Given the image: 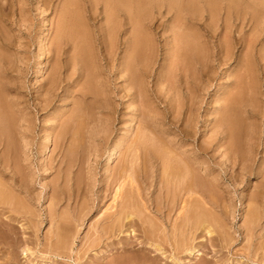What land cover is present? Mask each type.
Listing matches in <instances>:
<instances>
[{
	"label": "rangeland",
	"instance_id": "rangeland-1",
	"mask_svg": "<svg viewBox=\"0 0 264 264\" xmlns=\"http://www.w3.org/2000/svg\"><path fill=\"white\" fill-rule=\"evenodd\" d=\"M6 1L7 0H3V1L0 0L1 5H2L1 7H3V5L5 4L4 5L5 8H1V10H2L1 12L3 13V11L6 10L4 12L5 15H2V14L0 15L2 18H4V19H2L3 20L2 22L0 19V23L2 24L1 28H3L1 30H3V32L5 34L3 32H0V33H1L3 38L8 37L9 40L12 39L11 43H12L13 47H11V49H9V48L5 49L8 52H5L6 57H4L7 60H5V62H1L2 63V73H1L0 84L2 86L0 85V89L2 90L1 91L2 94H3V92H4V94L8 93V94H5L6 97L11 92V94L7 97L8 100H11L12 98L13 99L19 98L22 101L21 107L25 101H27L28 103L25 102L26 104L24 103L23 106L25 107L27 104L29 106L27 105L25 107V111H24V113H26V116L28 118V123L26 125H24V126H26L24 128H28V131H27L28 135L26 136L25 140H20V141L17 140L16 137H12L11 144H10L11 149L13 148V149H15V151L19 149L20 151H22V153L18 154V156L15 158H11V159L7 158L5 161L8 162V160H9V164H10L11 168L7 169L8 167H6L5 169H7L6 170L7 174H12V172H13L12 170H14L15 172L18 171V172H16V173H18V175L22 174V176H23V174H24V178L29 180L28 183H31L28 185L29 186L33 185V187H30L31 192H32V195L37 199L32 200V202L25 199V196H26V195H24L25 193L22 191L20 192V190H18V189L15 192V194L18 195L17 197L19 199V202L23 199L20 202L22 205L23 204L27 205L30 208L31 212L32 211H33V213L35 212L34 215L37 216L38 219L34 216L32 218V220H30V221L32 222L33 226H35V227L37 226L38 231H36V233L33 234L34 231L28 230L29 233L27 232V235L28 236L30 235L33 239L36 238L35 240H37V244L41 243L40 245L33 244V243L30 245L33 248L32 249L33 253L27 258L22 254V249H20V251H19L20 263L19 264H76L73 260H71V259L69 260L68 257L53 259V256L55 254H51L49 252L52 249L49 251L46 250L45 244H48L50 242L49 238L55 233V231H56L55 227L57 226V223H61L62 228H64L65 230L69 229L68 227L72 228V231L74 230L73 235H72L73 237H71L72 242H73V243L71 242L72 243V248H71L72 251L71 252H76V255L74 254L75 257L76 256H78L80 258L82 257L81 258L82 260H79L80 261L79 264H89V263L90 264H98L99 263L100 259L98 258L99 257L98 253H97V255H92V253H90V252L87 254V251H88L87 248L89 247V245L84 246L85 238L90 236V234H92V236H94V237L98 235L96 233L97 229H98L97 226L99 227V225L104 222L103 220L105 219V217H107L110 213H113L117 209V206H116L117 203H118V205H120L122 199H124L125 197H128V194L130 195V193H135L137 191V189H136L137 187L141 188L142 190H143V188H146L144 185L145 183L143 182L144 178H142L144 176V172L142 171L143 170V166H142L143 163L142 162L145 161V159H144L145 156L146 157L148 156L146 154L147 148H145V146H146L147 142H150L151 144H154V142L155 143L159 142L158 136H159V134L162 136V134H161L162 129L168 128L169 125H167V123H166V125H167L166 126L164 124L165 121H164V123H162V119H164L163 118V113H165L164 110L168 109L167 111H169L170 107H172L171 113L173 114L172 116H170V118L172 117L171 119L175 120L176 117L178 116L177 126L184 125V127H186L187 125L192 123V125H193L192 127L194 128L193 130L197 129L198 135L193 133V136H191L192 138H191L190 148H192L194 141L196 144H198L197 142L206 143V142L210 141V138L214 135V133H213L214 132V126H215L214 125L215 124L214 119L220 115V112L219 111L217 112L218 105L228 104V101L225 98V96L227 95L226 93H229V91L231 93L234 92L235 93V94L233 93L234 96L238 93L236 95V97H238V98L241 95L242 96L244 95L243 99H241V100L238 99L240 101V104L236 103L235 107L233 109L234 115L237 119H239L238 121L240 122V126H241V134H240L241 137H239V139L242 142L241 145L243 146V149L247 151L250 149V146H249L250 144L248 145L249 147L246 148L247 146H245V144H244L245 143L244 138L248 142L249 136L253 133L252 138H254V139H252V140H254L253 145H255V147L253 148V150H255V152L253 153V157L256 160L255 164H254V166L256 165L254 172L259 173L260 169L264 168V37H263L264 36V9H263L264 8V2H263V0H243V1L242 0H238V1L237 0L236 1L235 0H221V1L217 0L216 3H215L216 0H213V2H212V0L211 1L206 0L207 2H204V0H200L201 1L200 3L197 0H171L172 5L174 3L172 9L170 8V7H172V5H170V7L168 6L169 5L168 3H170L169 2L170 0L169 1L162 0V2L164 4L161 2V0H159V1L158 0H154V1L153 0H151V1L140 0L141 4H138L139 0L138 1L137 0H124V1H122V4H120L121 3L120 0H113V1H117L118 4H116L115 2H113L111 0H70V1H68V0H9V1H11L10 2L11 4L8 3V1L7 2ZM142 1L145 4H143ZM186 1L188 4L185 5L184 2H186ZM188 1L192 2V4L189 3ZM194 1L197 3V5L194 4L195 3ZM260 1L262 2V4H260L261 3ZM240 2H241V4H240ZM2 3H4V4H2ZM7 3L9 5H7ZM146 3H149V4L147 5ZM176 3H179L180 5H185V6L182 8L180 5L178 6ZM235 3H236V5H235ZM12 4H14V5H12ZM137 4L140 5V7H138ZM221 4H222V6H221ZM242 4H244V5L242 6ZM76 5H77V7H76ZM143 5H145L147 7L146 8L142 7V9H140L141 6H143ZM150 5H152V6H150ZM188 5H190L189 9H188ZM111 6H115L116 8H112ZM122 6H125V7H122ZM128 6H130L131 8H129ZM174 6H177L180 8L178 9ZM132 7H134V8H132ZM150 7L152 8L151 10H149ZM235 7H237V10ZM110 8H111V11H110ZM126 8H128V9H126ZM143 8H145V10H143ZM216 8H218V9H216ZM227 8H229V9H227ZM239 8H241V9H239ZM114 9L117 10L120 15H118V13L116 11H114ZM129 9L130 10L132 9V10L130 11ZM177 9H178V11H176ZM191 9H192V11H191ZM213 9H215V10L213 11ZM220 9H221V11H220ZM200 10H201V12H200ZM136 11H137V13H136ZM181 11L183 12V14H181L182 13ZM126 12L130 13V14H127ZM179 12H181V13H179ZM192 12H194V13H192ZM113 13H115V14H113ZM231 13H232V15H231ZM134 14H135L134 17H136V19L134 18L133 19L134 21H133L131 18H133ZM143 14H145V15H143ZM240 14H241V17H240ZM63 16H65V17H63ZM72 16H73V18H72ZM176 16H178V17H176ZM237 17H238V19H237ZM119 18H120V20H118ZM143 18H144V20H142ZM127 19L129 22L127 21ZM145 19H147V20H145ZM194 19H196L195 22H194ZM250 19L252 22H249ZM135 20H137L138 22ZM5 21H7V22H5ZM117 21H119V23ZM149 21H150V23H149ZM75 22H76V24H75ZM134 22H135V25L132 24ZM191 22L192 23L194 22V24H192ZM3 23L5 26H6V24L9 26H6V28H4L5 26L3 25ZM66 23H67V25H66ZM122 23H124V24L120 27V25ZM129 23H131V24H129ZM141 23H142V26H143V24L148 23L146 25V27L144 25L143 31H140L141 27H142ZM195 23L197 26H195ZM227 23H229L228 26H227ZM62 24L63 25L65 24L64 26H67L66 27V28H68L67 30L72 29V32L76 31L77 35L74 33H73L74 35L73 34L70 35V36H74L75 39L69 38L70 41L67 44L65 42H63L62 44L59 45L57 42L59 40L57 39L56 44L52 45L51 42L53 39H56V37L58 35L57 32L59 33V30H60V27L62 26ZM84 24H85V26H84ZM112 24H113V26H112ZM191 24H192V26H191ZM81 25H83V26H81ZM115 25H117V26L115 27ZM202 25H203V27H202ZM133 26H135L136 29H138V28H140V29L135 31V28H133ZM137 26H138V28H137ZM193 26H195V27H193ZM73 28H74V30H73ZM111 28H112V30H111ZM114 28L115 29L117 28L115 33L113 32ZM144 28H146V29H144ZM85 29H87V30H85ZM150 29H152L151 30L152 32L150 31ZM190 29L195 30V31L192 30V32H194V33H192ZM4 30H6V31H4ZM44 31H46V32L44 33ZM78 31L80 32V35H79ZM84 31H85V33H83V36H81L82 35L81 32H84ZM110 31H111V34H109ZM138 31L140 33H138ZM144 31L145 32L148 31L149 33L151 32L153 35L151 33H150V35H149V33H147L148 34L147 35ZM117 32H118V34H116ZM142 32H144L145 34L144 33L142 34ZM196 32H197V35L195 34ZM106 33H107V35H106ZM113 33L115 34V36L112 35ZM130 33L134 37H135V35H136V37H139L142 35V38H146L145 40L147 41V43H150L148 46L150 48H152V50L149 49V47H147L148 51L146 53H144V56H145V58H147V60L144 58L143 55H141V57L143 59H145L147 61V63L145 62V60H143L141 57H139L141 59H139L140 61L137 59L138 63L136 64L134 59L132 58L133 55L129 54V52H128L129 48H131V46H133V44H130V43H132V40H133V37L130 38L131 37ZM184 33H185V35H184ZM187 33L189 35H187ZM45 34H47V35H45ZM193 34H195L196 36L195 35L193 36ZM75 35L77 38H79V41L75 37ZM119 35H120V38H119ZM198 35H199V37H201L202 41L198 40L199 39V37H197ZM231 35H232V37H231ZM46 36H48V38ZM128 36H129V38H127ZM149 36H151V38ZM85 37L88 38V40ZM147 37H148V39H147ZM185 37H186V39H185ZM194 37L196 39H194ZM208 37L210 38L209 43H208V39H209ZM45 38H47V40ZM80 38H82V39H80ZM89 38H92V39H89ZM227 38L231 42L236 41L234 43V54L232 55V57L234 56L235 59L232 60V58H231V60H228L226 58V60L228 61L227 64H222V63L219 64V62L216 61L214 63L215 67L210 69L208 75L203 76V77H205V79L201 78V77H200L201 81H200V79H198L196 87L194 84V85H192L193 86L192 89L189 90V88L186 87L187 85L184 81L185 80L184 77H182L181 75H179V77H177V76H175L176 74L173 76L172 72L170 71L172 69V64H170V63L174 62L173 56H171V55L174 54V52L178 48L177 43H180L181 40L184 39V40H186V42L188 40L191 41L192 39H193L192 40L193 42L195 40H197V43H196V41H195V43L197 45H200L202 48H204V52L206 54L210 55L211 53H213L215 51V46H217V44H219L220 42L221 43L224 42V46H226L225 42H226ZM232 38H233V40H232ZM239 38L240 39L242 38L241 42L239 41L240 40ZM49 39H50V41H49ZM83 39H86L85 42ZM117 39H120V40H117ZM149 39H151V40H149ZM176 39L178 41L180 39L181 40L179 42H177ZM89 40H92V41L89 42ZM110 40L112 41L111 44H110ZM115 40H116V43H115ZM148 40H149V42H148ZM174 40H176V42ZM244 40L247 43H245ZM77 41L80 43H78ZM48 42H49V45H48ZM72 42H75V43H72ZM170 42L172 43V46L174 48L173 52L171 51L172 46L170 45L171 44ZM198 42H199V44H198ZM253 42L255 44L254 48H252ZM86 43H88V44L92 43L91 44L92 49L89 47L90 45H87ZM200 43L202 45L204 43L205 44L202 46ZM45 44H46V46H45ZM63 44L64 45L66 44L67 48H65L66 45L64 46ZM73 44H74V46L76 44H79L78 46H75L77 49L73 50V47H74ZM94 44L96 47L93 46ZM235 44H236V46H235ZM245 45H247V46H245ZM43 46H45V48H49V50L44 49ZM79 46H80V50L82 49L81 51L80 50L78 51ZM114 46L117 47V49L114 48ZM128 46H129V48H128ZM60 47L62 48V50ZM111 47L113 49H111ZM210 47H211V49H210ZM64 48L66 49L67 52H64L65 51ZM94 48H95V50H94ZM125 48H127L128 50H126ZM51 49L54 51H52ZM58 49H60L61 51ZM90 49L93 50V52L96 51L94 53V55ZM153 49H155V50H153ZM167 49L168 50L170 49L169 50L170 52H168ZM252 49H253V51H252ZM69 50H71V51H69ZM110 50H113V51L111 52ZM117 50H118V52H117ZM209 50L211 52H209ZM236 50H238V51H236ZM82 51L85 54L84 59L79 55L80 53H82ZM85 51L87 53H85ZM115 51H116V53H113ZM242 51H243V53H242ZM74 52H75V55H74ZM55 53H60V55L55 54ZM91 53L93 55L92 57H94L93 59L90 55ZM106 53H108V54H106ZM146 54H148V56ZM248 54H250V55H248ZM51 55L54 56L55 58H53ZM48 56H49V59H48ZM107 56L108 57L112 56V57L108 58ZM150 56H152L151 60H150ZM86 57L89 59H87ZM90 57H91L93 62L90 61ZM126 57H128V58L131 57L130 59H127V60L133 64V66L135 67V70H137L136 65L140 66V68L137 66V68L140 69V70L138 69L139 71L138 70L135 71L134 69H132V71L135 72L134 74L141 75V77H142L143 74H142L141 66H143L144 69L147 67L146 71L151 72V73L146 72L145 76L143 75V77H142L143 82H145V80H148V81H146L147 83L150 81L149 82L150 84L148 83L147 85H146V83L145 84L143 83L144 85H146V87H148V93H147V91L146 92L142 91V96L144 95L147 98L146 99L147 102L144 100L145 97L143 96L144 97V99H143V97L141 96L140 91L139 92L136 91L135 92L136 94H135L133 91L134 89L131 90L130 86H128L127 82H125V80H126L125 78L129 77V75L131 74V71H127V72L123 71V65H122L123 63L122 62H123V60H126ZM168 57L172 58L171 62H170V59ZM248 57H250V59ZM77 58L78 59L80 58V60H77ZM166 59L167 60L169 59V61H167V62H169V65H168V63H166L168 66H165ZM47 60H48V62H47ZM76 60H77V62L80 61L78 63V65L75 62ZM86 60H88V61H86ZM110 60L112 62H110ZM252 60L254 62L253 64H251ZM2 61H3V59H2ZM49 61L50 62L52 61V63H50ZM53 61L55 62V65L57 64L56 66L53 65L54 64ZM84 61H85V63L87 62V65L84 63ZM89 61H90V63H88ZM128 61H126V62L124 61V63H127ZM142 61H144L145 64ZM249 61H250V64L252 65L251 66L249 64L250 67L247 65L249 63ZM94 62L95 63L97 62L96 65ZM108 62H109V64H108ZM141 62H142V64H141ZM237 62L239 63V65H237L238 64ZM80 63L83 64L84 66L80 65ZM93 63L95 65V67L92 66ZM150 63L151 64L154 63V66L151 65L152 68L150 67ZM89 64H90V66H89ZM228 64H229V66H228ZM242 64H244V67ZM6 65L7 66L10 65V66L7 68ZM126 65H128V64H126ZM240 65H241L242 69L238 71L237 66H240ZM11 66H12V68H11ZM133 66H132V68H133ZM169 66H170V68H169ZM246 66L248 68L247 71H246ZM38 67H40V68L42 67V69H44V67H46L44 69V71H45L44 75L38 76V73H39ZM119 67H120V69H119ZM164 67H166V68H164ZM10 68L13 70H11V71L8 70V72H7V69H10ZM55 68H58L61 71L62 76L59 75V77L61 76L62 79H64V81L62 80L63 83H61L62 86H60L61 87V88H59L60 90L57 89L55 93L53 91V95L52 94L47 95L49 98V101L51 102V100H52L53 104L50 105L49 101L47 103L45 101H43V104H45V105H42V104L38 105L37 104L38 101L40 102L39 98L45 99V96H46L45 88L49 87V85H50L49 82L52 80V78H54V75H55V77L57 76L56 74H54ZM87 68H89L90 70ZM164 69H167V70L163 71ZM197 69L198 68L194 67L195 71H197ZM250 69H251V71H250ZM244 71L248 72L249 76ZM36 72H37V74H36ZM99 72H100L101 77L99 76ZM129 72H130V74H129ZM251 72H252V74H250ZM4 73H5V75H3ZM51 73H52V75H51ZM63 73H64V75H63ZM139 73H141V74H139ZM158 73H160L161 77L162 76L164 77L167 74L165 76L166 82L164 81L163 78L161 79V77L159 76ZM170 73L172 74V76H170L168 78L167 76L171 75ZM91 74L94 76H92ZM251 75H252V77H251ZM158 76H159V79L161 81L163 80L165 84H163L162 82H159L160 80L157 79ZM238 76L239 77L242 76L244 78H241V77L239 78ZM172 77H177V78L173 79ZM3 78L5 79V81ZM99 78H101V79H99ZM167 78L169 80L172 79L173 82L175 81L174 82L175 86L171 87V86L167 85L166 83H169ZM183 78H184V80H183ZM245 78H246V80H245ZM94 79L95 80L97 79L98 81L97 80L95 81ZM202 79H203V81H202ZM238 79H239V85H238L239 89L237 88L238 89L237 90L235 87H233L234 86L233 84ZM86 81H87V83H86ZM10 82H12V83H10ZM47 82L49 83V85ZM99 82H100V84H99ZM161 83L165 87H163V85ZM18 84H20L18 87L19 89H17L18 91H15V87H17ZM230 84H231V86H230ZM126 85L128 88H126ZM20 86L22 87V89ZM85 86H86V88H85ZM2 87H4V88H2ZM124 87L126 90H131V91H128L130 93H127V91H125V89H123ZM171 88L172 89L174 88V89L172 90ZM90 89H92V90H90ZM194 89H195V91H194ZM10 90H12V91H10ZM38 90H40V91H38ZM170 90H172V91H170ZM150 91H152L153 94H152V92L150 93ZM16 92L20 93V94H17ZM213 92H217L218 95L216 96L215 95L216 93L213 94ZM133 93L135 94L134 98L132 96ZM143 93H147V95L143 94ZM250 93H252V94H250ZM84 94H85V96L87 95L85 98H83ZM127 94H131L132 97H127ZM43 95H44V97H43ZM10 96H11V98H10ZM128 96H130V95H128ZM135 96H137V97L135 98ZM132 98L135 100V103H134V100ZM140 98H142V99H140ZM148 100H151V101L148 102ZM192 101L194 103H192ZM242 102H244V103L242 104ZM144 103L148 104L149 107L153 106L152 107L153 109L152 108L150 109ZM150 103H151V105H150ZM136 104L140 105L139 106L140 108ZM193 104H194V106H193ZM88 105H89V107H88ZM146 107H148V108L146 109ZM191 107H192V109H191ZM238 109H239V111H238ZM246 109H248L247 110L248 113L246 112ZM142 110H144L143 113H141ZM148 110H150L152 113L149 112ZM192 110H194V111H192ZM242 110H244V111H242ZM249 111H253V112L250 114ZM76 113H79L80 116L78 117L79 114H76ZM153 113H154V115H152ZM134 114H136V115H134ZM148 114H150L151 117L148 116ZM155 114H157V115H155ZM160 114H162V115H160ZM191 114H192V116H191ZM169 115H170V113H169ZM70 116L71 117L73 116L74 118L73 117L70 118ZM81 116H83V117H81ZM161 116H162V118H161ZM247 116H250L249 117L250 119L247 118ZM149 117L153 118V119H149ZM156 118H158V120H157L158 122H155ZM190 118H192V119H190ZM74 119H75V121H74ZM79 120H80V122L86 121L85 123L83 122L85 126L79 131L78 134H74L73 133L74 128L77 127L76 122L78 125ZM87 120L89 122H87ZM151 120H152V123H151ZM168 120H169V118H168ZM177 121H176V123H177ZM193 122L194 123L196 122V123L194 124ZM144 123H146V124H144ZM148 124H150V125H148ZM155 124H156V126L160 125L163 128L162 127H160V128L155 127L154 128ZM27 125L29 127H27ZM141 125L143 128L141 127ZM250 125L252 127H250ZM67 126H69V127H67ZM65 127H67L66 128L67 130L65 129ZM128 128H131V129H128ZM189 128L190 127H188V129ZM90 129H91V131L89 132ZM155 129L157 131H155ZM246 129L247 130L250 129L251 131L250 130L246 131ZM189 130H191V128ZM138 131H139V133H138ZM136 132H137V134H136ZM179 132H178V134H179ZM246 132L249 133L248 134L249 136L247 134H245ZM143 133H145V134H143ZM61 134H64L65 136L61 135ZM256 134H257V136H256L257 139L255 137H253V135L255 136ZM77 135H78V137H77ZM141 135H143L144 137H142ZM69 136H71V137H69ZM124 136L126 137V139L124 138ZM138 137H140V138H138ZM195 137H196L197 141L194 140ZM171 138H176V137H175V135H173ZM74 139L76 141H74ZM85 139H86V141H85ZM258 139H259V141H258ZM47 140L51 141L50 142L51 145L49 147L47 146V144H48ZM121 140H123L124 142ZM134 141H135V143H133ZM257 141L259 142V144L257 143ZM20 142H22V143H20ZM81 142H83V143H81ZM116 142H121L120 144L122 146L121 147L122 149H121V152L116 159L115 164L113 165V167L111 168V170L109 172V175L110 174L111 175L108 177H105L106 173H105V168H104V164H103L104 159L107 156V154L109 153V151L111 150L109 148H112L114 146V144H117ZM195 143H194V145H195ZM255 143H257V144H255ZM142 144H144V145H142ZM23 145H25V146H23ZM140 145H142V146H140ZM45 146L48 148V150L46 149ZM136 148L139 149V152H138V149H136ZM23 149L26 150L27 153H24ZM256 149H258V151ZM44 150H47V153H48L47 156L49 155L47 157L48 159L45 162L43 160H41L42 152ZM133 151L136 152V154ZM218 151H219L218 146H215V148L212 150V153H211L212 155H215V158H214L215 163L214 164L217 165V167L219 169L218 171L220 172L221 170H223L222 174H226V173H228L229 175L230 174H238L237 171H239V169H240L239 166L234 167V164L231 163V159L228 160L229 162L227 161L225 163V161H226L225 157L226 156H224L222 154L223 151L222 152H218ZM64 155H65V157H64ZM130 155H132V156H130ZM136 159L138 161H136ZM132 161H133V163H132ZM136 162H137V164H136ZM123 164H124V166H123ZM132 164H134L133 165L134 170L131 171V173H132L131 175H133L134 178L133 179L127 178L128 180H125L126 181L125 182L126 184H125L124 178L126 179L127 174L124 175L123 171L125 170V168L126 169L131 168L130 166H132ZM230 166L231 167L233 166L234 168H231ZM235 168L236 169L239 168V169L235 170ZM2 169H4V167H2ZM119 176H120V178H119ZM252 176L255 178H253ZM6 178L8 180V177H6ZM249 178H251V179L253 178L252 179L253 181H251V183H250V186H251L252 184H255L257 182V180L259 179V176L253 174ZM117 179H118V181H117ZM132 180H135V181L133 182ZM121 181L123 182L124 185L122 184ZM226 181L227 182H225L223 184V187L226 188L227 190H233L234 191L235 186L233 185V182L228 181V180H226ZM120 183L123 185L122 193H123L124 197L119 198L118 202L116 201V203H115L113 200L114 199L113 196L115 195L114 193H116V191H115V190H117L116 188L119 187V186L117 187V185H120ZM133 183H134V185H133ZM136 184H138L139 186ZM246 185H247V183L243 184V185L242 184L237 185V189L239 190V192H241V194L243 191L245 193L246 192L249 193V190H247L246 188L243 189ZM250 186H247V187H250ZM152 188L151 189L153 191L154 187H152ZM148 192H151V191H148ZM20 193H22V194H20ZM152 193H154V191ZM220 193L221 194L223 193L222 194L223 199H225L226 196H229L225 192H220ZM227 198L229 199V197H227ZM240 199L241 198L239 197L235 201L236 202L235 210L233 211L234 215L232 216V219L234 220V223L236 224L237 228L240 226V221H241V218H243L242 214L244 212V210L241 209L240 203H242V201H241L242 199L241 200ZM52 201H55V202H52ZM54 206H56V207H54ZM114 206H116V207H114ZM111 207H113V208H111ZM105 210H107V211H105ZM100 212H102V213H100ZM106 213H107V215H106ZM7 215H9V213H7ZM14 215L16 216L15 220H14L15 223L14 222H12V223L15 224L17 227L20 228V226H21V229H23L24 226L28 225L27 221L29 219H26L25 216H22L20 214V212L14 213ZM20 215H21V217H20ZM17 217H18V219H17ZM55 220H57L59 222H57ZM76 221H78V222H76ZM33 223H35V224H33ZM36 224H38V225H36ZM39 224H40V226H39ZM94 232H95V234H94ZM134 232L135 231H133V233ZM126 233H128V232L121 234L119 240L115 242V244H116L115 247L117 246V248H118V246H120L121 243L123 244L122 241H124V240L127 241L130 239V238L126 239V238H128ZM137 233H138V236H136V239H138V238L143 239L139 230L138 231L136 230L135 234H137ZM33 235H35L34 236L35 238L33 237ZM46 235L48 237L49 236L50 237L48 238ZM22 236H23V234H22ZM208 236H207V238H208ZM210 236H212V235H210ZM200 237H201V235H200ZM200 237L198 239H200ZM240 237L241 238H239V240L237 242H235V246H234V248L237 249V252H241L240 250H242V248L246 245V240L243 239L242 236H240ZM74 239H75V241H74ZM198 239L196 240V242L198 241ZM197 245H199V244H197ZM207 246H208V244H207ZM83 247H84V249H83ZM208 248L209 247H206L205 249L207 250ZM212 248L214 249V247L211 246V249L207 250V251L211 250L209 253L204 249L205 252H204V255L200 256L201 259H199L200 257L198 259H196L195 256L191 253H185V256L180 257V258H182L181 259L182 262L180 260L179 261L180 263L178 262L177 264H187V263L190 264L194 260H195L194 262H198L196 264H205V262H207V260H210L212 258L211 256L215 252V251H213ZM215 249H217V247ZM80 250H81V253H80ZM77 252H79V253L77 254ZM132 252H128V253H122L121 252V254H120V252L118 253V251H117L114 254H111V256H109L108 259H106V260H109V262H111V263L114 262L117 264H122L123 258H126L127 256H129V253H132ZM135 252L136 251H134L133 253H135ZM85 253L87 255H85ZM168 254H170L169 251H168ZM48 255L49 256L51 255L50 256L51 258ZM182 255H184V254H182ZM94 256L96 258L93 259L92 257H94ZM193 256L195 259L193 258ZM44 258H49L50 261L45 262ZM192 258H193V260H192ZM65 259H66V261H65ZM225 259L226 260H224V259L223 260L224 261L229 260L228 262H231V264H236V263L237 264H242V263L246 264L245 263L246 259L241 255L239 256V254H238V256L237 255L233 256L232 258L230 256L229 259L226 256ZM197 260H199V261H197ZM184 262H186V263H184Z\"/></svg>",
	"mask_w": 264,
	"mask_h": 264
},
{
	"label": "bare ground",
	"instance_id": "bare-ground-1",
	"mask_svg": "<svg viewBox=\"0 0 264 264\" xmlns=\"http://www.w3.org/2000/svg\"><path fill=\"white\" fill-rule=\"evenodd\" d=\"M3 1V0H2ZM8 3H10L11 1L7 0ZM6 1V2H7ZM70 1V0H68ZM113 1V0H111ZM122 4V1L124 0H120ZM138 1V0H137ZM146 1V0H145ZM151 1V0H149ZM154 1V0H153ZM159 1V0H158ZM169 1V0H167ZM166 1V2H167ZM199 1V3L201 2L200 0H197ZM208 1H211V0H208ZM221 1V0H219ZM218 1V2H219ZM236 1V0H235ZM238 1V0H237ZM243 1V0H242ZM46 2V1H45ZM115 2L116 4L117 1H113ZM139 3L138 4H141L140 3V0L138 1ZM162 2V0H161ZM171 3V0L169 1ZM176 2V1H175ZM189 3L192 4V2L188 1ZM195 2V1H194ZM204 2H207L206 0H204ZM213 2V0H212ZM217 2V0L215 1V3ZM246 2V1H245ZM251 2V1H250ZM255 2V1H254ZM261 2V1H260ZM264 2V0H263ZM7 3V5H9ZM124 3V2H123ZM143 4H145L143 1H142ZM153 3V2H152ZM163 3V2H162ZM168 3L167 5L170 7V5H172V3L170 4ZM185 5L188 4L187 1L184 2ZM198 3V4H199ZM221 3V2H220ZM229 3V2H228ZM227 3V4H228ZM234 3V2H233ZM4 4V3H2ZM11 4V3H10ZM74 4V3H73ZM113 4V3H112ZM134 4V3H133ZM137 4V5H138ZM147 5L149 3H146ZM151 4V3H150ZM154 4V3H153ZM164 4V3H163ZM178 6L180 5L179 3H176ZM194 4L197 5V3L195 2ZM203 4V3H202ZM219 4V3H218ZM241 4V2H240ZM262 4V2L260 3ZM5 5V4H4ZM3 5V7H1V2H0V15H5V11H3V13L1 12V8H5ZM14 5V4H12ZM45 5V4H44ZM156 5V4H155ZM174 5V3H173ZM173 5L172 7H170L171 9L173 8ZM185 5H180L182 8L185 6ZM215 5V4H214ZM213 5V6H214ZM236 5V3H235ZM244 4H242L243 6ZM121 6V5H120ZM152 6V5H150ZM189 6L188 5V9H189ZM204 6V5H203ZM222 6V4H221ZM239 6V5H238ZM247 6V5H246ZM255 6V5H254ZM258 6V5H257ZM9 7V6H8ZM74 7V6H73ZM77 7V5H76ZM112 8H116L115 6H111ZM122 7H125V6H122ZM129 8H131L130 6H128ZM138 7H140V5H138ZM142 7H147L145 5L141 6L140 9H142ZM176 8H180V7H177V6H174ZM187 7V6H186ZM200 7V6H199ZM212 7V6H211ZM248 7V6H247ZM134 8V7H132ZM145 8H143V10H145ZM193 8V7H192ZM221 8V7H220ZM236 10H237V7H235ZM119 9V8H118ZM128 9V8H126ZM136 9V8H135ZM149 9V8H148ZM147 9V10H148ZM152 8L150 7L149 10H151ZM178 9L176 11H178ZM185 9V8H184ZM183 9V10H184ZM218 9V8H216ZM224 9V8H223ZM229 9V8H227ZM241 9V8H239ZM264 9V8H263ZM77 10V9H76ZM106 10V9H105ZM130 10V9H129ZM128 10V11H129ZM132 10V9H131ZM130 10V11H131ZM148 10V11H149ZM181 10V9H180ZM196 10V9H195ZM215 9H213L214 11ZM235 10V11H236ZM78 11V10H77ZM110 11H111V8H110ZM114 11H116L118 13L117 10L114 9ZM121 11V10H120ZM185 11V10H184ZM189 11V10H188ZM192 11V9H191ZM190 11V12H191ZM211 11V10H210ZM221 11V9H220ZM231 11V10H230ZM134 12V11H133ZM151 12V11H150ZM182 12V11H181ZM179 12V13H181ZM189 12V13H190ZM201 12V10H200ZM219 12V11H218ZM232 12V11H231ZM238 12V11H237ZM242 12V11H241ZM127 13V12H126ZM137 13V11H136ZM153 13V12H152ZM194 13V12H192ZM233 13V12H232ZM231 13V15H232ZM75 14V13H74ZM111 14V13H110ZM115 14V13H113ZM127 14H130V13H127ZM139 14V13H138ZM183 14V12L181 13ZM212 14V13H211ZM242 14V13H241ZM241 14H240V17H241ZM76 15V14H75ZM74 15V16H75ZM117 15V14H116ZM118 15H120L118 13ZM145 15V14H143ZM192 15V14H191ZM239 15V14H238ZM244 15V14H243ZM123 16V15H122ZM135 14L133 15V18H131L132 20L136 17H134ZM153 16V15H152ZM65 17V16H63ZM71 17V16H70ZM78 17V16H77ZM124 17V16H123ZM142 17V16H141ZM144 17V16H143ZM178 17V16H176ZM182 17V16H181ZM200 17V16H199ZM239 17V16H238ZM237 17V19H238ZM245 17V16H244ZM243 17V18H244ZM73 18V16H72ZM75 18V17H74ZM114 18V17H113ZM112 18V19H113ZM121 18V17H120ZM120 18L118 20H120ZM150 18V17H149ZM183 18V17H182ZM186 18V17H185ZM188 18V17H187ZM250 18V17H249ZM263 18V17H262ZM0 19H1V22L3 21L1 16H0ZM77 19V18H76ZM81 19V18H80ZM115 19V18H114ZM184 19V18H183ZM225 19V18H224ZM236 19V18H235ZM242 19V18H241ZM7 20V19H6ZM73 20V19H72ZM79 20V19H78ZM117 20V19H116ZM141 20V19H140ZM144 20V18L142 19ZM141 20V21H142ZM147 20V19H145ZM181 20V19H180ZM196 19H194V22H195ZM82 21V20H81ZM128 21V19H127ZM134 21V20H133ZM132 21V22H133ZM137 21V20H135ZM151 21V20H150ZM149 21V23H150ZM176 21V20H175ZM178 21V20H177ZM191 21V20H190ZM199 21V20H198ZM230 21V20H229ZM245 21V20H244ZM255 21V20H254ZM257 21V20H256ZM7 22V21H5ZM77 22V21H76ZM75 22V24H76ZM83 22V21H82ZM115 22V21H114ZM119 23V21H117ZM129 22V21H128ZM127 22V23H128ZM138 22V21H137ZM194 22L192 24H194ZM197 22V21H196ZM249 22H252L251 19ZM263 22V21H262ZM47 23V22H46ZM69 23V22H68ZM126 23V22H125ZM181 23V22H180ZM261 23V22H260ZM117 24V23H116ZM124 23H122L120 25V27L123 25ZM131 24V23H129ZM135 25V22L132 23ZM148 24V23H147ZM147 24H143L142 26V23H141V30L140 31H143V27ZM191 24V26H192ZM199 24V23H198ZM226 24V23H225ZM229 23H227V26H228ZM1 23H0V32H3V28H1ZM4 25V23H3ZM45 25V24H44ZM65 25V24H64ZM62 24V26L60 27V30H59V33L57 32V37L56 39H53L51 44L52 45H55L56 44V40L58 39L59 41L58 44H62L63 42H65L66 44L69 43V38H72V39H75L74 36H70L72 35L73 33L77 35V32L74 31L72 32V29L71 30H67L68 28H66L67 26H64ZM67 25V23H66ZM71 25V24H70ZM119 25V24H118ZM139 25V24H138ZM178 25V24H177ZM186 25V24H185ZM201 25V24H200ZM199 25V26H200ZM261 25V24H260ZM5 26V25H4ZM6 26H9L6 24ZM6 26L4 28H6ZM73 26V25H72ZM83 26V25H81ZM85 26V24H84ZM113 26V24H112ZM117 25H115L116 27ZM125 26V25H124ZM131 26V25H130ZM190 26V27H191ZM195 26L196 23H195ZM193 26V27H195ZM180 27V26H179ZM187 27V26H186ZM203 27V25H202ZM212 27V26H211ZM76 28V27H75ZM85 28V27H84ZM113 28V27H112ZM111 28V30H112ZM133 28H135V26H133ZM132 28V29H133ZM138 28V26H137ZM149 28V27H148ZM184 28V27H183ZM235 28V27H234ZM115 29V28H114ZM113 29V32L115 33L116 29L114 30ZM120 29V28H119ZM123 29V28H122ZM121 29V30H122ZM129 29V28H128ZM140 29V28H138ZM135 28V31L138 30ZM146 29V28H144ZM186 29V28H185ZM230 29V28H229ZM74 30V28H73ZM77 30V29H76ZM87 30V29H85ZM110 30V29H109ZM124 30V29H123ZM152 29H150L151 31ZM183 30V29H182ZM191 32L193 29H190ZM207 30V29H206ZM6 31V30H4ZM50 31V30H49ZM58 31V30H57ZM80 31V30H79ZM78 31V32H79ZM146 31V30H145ZM144 31V32H145ZM195 31V30H193ZM227 31V30H226ZM12 32V31H11ZM46 31H44L45 33ZM120 32V31H119ZM125 32V31H124ZM132 32V31H131ZM142 32V34L144 33ZM152 32V31H151ZM150 32V33H151ZM181 32V31H180ZM179 32V33H180ZM198 32V31H197ZM197 32L195 33L197 35ZM224 32V31H223ZM235 32V31H234ZM4 33V32H3ZM43 33V34H44ZM49 33V32H48ZM83 36V33L84 32H81ZM112 34L113 36H115V34ZM133 33V32H132ZM137 33V32H136ZM135 33V34H136ZM138 33H140L138 31ZM146 34L149 33L148 31L145 32ZM144 33V34H145ZM149 33V35H150ZM186 33V32H185ZM184 33V35H185ZM194 33V32H192ZM210 33V32H209ZM212 33V32H211ZM220 33V32H219ZM5 34V33H4ZM8 34V33H7ZM73 34V35H74ZM109 34H111V31L109 32ZM108 34V35H109ZM118 34V32L116 33ZM131 34V33H130ZM152 34V33H151ZM193 34V36L195 35ZM201 34V33H200ZM226 34V33H225ZM228 34V33H227ZM232 34V33H231ZM236 34V33H235ZM263 34V33H262ZM10 35V34H9ZM8 35V36H9ZM47 35V34H45ZM44 35V36H45ZM56 35V34H55ZM75 35V37H76ZM79 35H80V32H79ZM85 35V34H84ZM91 35V34H90ZM107 35V33H106ZM105 35V36H106ZM141 35V34H140ZM148 35V34H147ZM153 35V34H152ZM187 35H189L187 33ZM195 35V36H196ZM205 35V34H204ZM220 35V34H219ZM222 35V34H221ZM234 35V34H233ZM210 36V35H209ZM226 36V35H225ZM248 36V35H247ZM13 37V36H12ZM48 38V36H46ZM103 37V36H102ZM101 37V38H102ZM117 37V36H116ZM115 37V38H116ZM133 37V40H132V43L130 44H133V46H131V48H129V54L133 55L132 58L134 59L135 63L137 64L138 60L141 59V55L144 56V53H146L148 50L147 47H149L148 45L150 43H147V41L145 40L146 38H142V35L139 36V37H135L132 36L131 34V37ZM145 37V36H144ZM151 38V36H149ZM199 37V35L197 36ZM211 37V36H210ZM221 37V36H220ZM232 37V35H231ZM242 37V36H241ZM264 37V36H263ZM10 38V37H9ZM47 38H45L47 40ZM50 38V37H49ZM77 38V37H76ZM83 38V37H82ZM80 38V39H82ZM86 38V37H85ZM93 38V37H92ZM92 38H89V39H92ZM105 38V37H104ZM111 38V37H110ZM114 38V37H113ZM119 38H120V35H119ZM129 38V36L127 37ZM181 38V37H180ZM183 38V37H182ZM188 38V37H187ZM190 38V37H189ZM193 38V37H192ZM209 38V37H208ZM247 38V37H246ZM78 41H79V38H77ZM88 40V38H86ZM86 39H83L84 42ZM112 39V38H111ZM144 39V40H143ZM148 39V37H147ZM186 39V37H185ZM194 39H196L194 37ZM198 39V38H197ZM240 39V38H239ZM242 39V38H241ZM239 40L240 42L242 40ZM253 39V38H252ZM0 79H1V73H2V63L1 62H5V59L4 57H6V53L5 52H8L6 51L5 49L9 48L11 49L12 46V43H11V40L8 39V37H5L3 38L1 33H0ZM44 40V39H43ZM94 40V39H93ZM104 40V39H103ZM108 40V39H107ZM113 40V39H112ZM117 40H120V39H117ZM128 40V39H127ZM130 40V39H129ZM135 40V41H134ZM151 40V39H149ZM148 40V42H149ZM177 40V39H176ZM176 40H174L176 42ZM181 40V39H180ZM179 40V41H180ZM193 40V39H192ZM187 41L186 40H181L180 43H177V49L176 51L174 52L173 55V61L172 63V69L170 70L173 74V76H177L179 77V75H181L183 78V80L185 81L186 83V87L190 89H192V85L195 84V87L197 86V81L198 79L201 78H204L203 76L205 75H208L209 71L211 68H214L215 67V62H219L222 63V64H227L228 61L226 60V58L228 60H232L235 59V57L232 55L234 54V41H229V39L227 38L226 39V46H224V42L223 43H219L217 44V46H215V51L213 53H211L210 55L206 54L204 52V48H202L200 45H197V40L196 43L195 41ZM198 40H201V37H199ZM209 40L210 38L208 39V43H209ZM233 40V38H232ZM235 40V39H234ZM14 41V40H13ZM50 41V39H49ZM77 41V42H78ZM92 41V40H89V42ZM109 41V40H108ZM107 41V42H108ZM156 41V40H155ZM173 41V40H172ZM177 40V42H179ZM202 41V40H201ZM245 41V40H244ZM47 42V41H46ZM45 42V43H46ZM87 42V41H86ZM88 42V43H89ZM105 42V41H104ZM111 40H110V44H111ZM204 42V41H203ZM202 42V43H203ZM252 42V41H251ZM72 43H75V42H72ZM80 43V42H78ZM86 43L87 45H90L89 47L91 48V44H88ZM115 43H116V40H115ZM128 43V44H129ZM171 43V42H170ZM207 43V44H208ZM245 43H247L245 41ZM256 43V42H255ZM14 44V43H13ZM44 44V43H43ZM65 44V45H66ZM114 44V43H113ZM127 44V45H128ZM152 44V43H151ZM169 44V43H168ZM199 44V42H198ZM201 44V43H200ZM205 44V43H204ZM203 44V45H204ZM206 44V45H207ZM241 44V43H240ZM243 44V43H242ZM48 45H49V42H48ZM64 45V44H63ZM62 45V46H63ZM64 45V46H65ZM79 44H76L75 46H78ZM123 45V44H122ZM126 45V44H125ZM157 45V44H156ZM172 46V43L170 44ZM202 45V44H201ZM202 45V46H203ZM212 45V44H211ZM254 42H253V47L254 48ZM46 46V44H45ZM44 49H47L49 50V48H45ZM61 46V47H62ZM63 46V47H64ZM74 46V44H73ZM73 47V50L74 49H77L76 47ZM94 47L95 44L93 45ZM118 46V45H117ZM154 46V45H153ZM168 46V45H167ZM175 46V45H174ZM208 46V45H207ZM236 46V44H235ZM239 46V45H238ZM243 46V45H242ZM247 46V45H245ZM251 46V45H250ZM58 47V46H57ZM60 47V48H61ZM69 47V46H68ZM83 47V46H82ZM87 47V46H86ZM109 47V46H108ZM113 47V46H112ZM111 47V49H113ZM127 47V46H126ZM157 47V46H156ZM212 47V46H211ZM210 47V49H211ZM67 48V45L66 47ZM64 48V49H65ZM98 48V47H97ZM107 48V47H106ZM105 48V49H106ZM114 48L117 49V47L114 46ZM159 48V47H158ZM157 48V49H158ZM207 48V47H206ZM92 49V48H91ZM90 49V50H91ZM126 50H128L127 48H125ZM149 49L152 50V48L149 47ZM171 51L173 52V46L171 47ZM214 49V48H213ZM237 49V48H236ZM249 49V48H248ZM46 50V51H47ZM52 50V49H51ZM60 50V49H58ZM62 50V48H61ZM60 50V51H61ZM80 50V46H79V49L78 51ZM82 50V49H81ZM80 50V51H81ZM95 50V48H94ZM155 50V49H153ZM168 50V49H167ZM170 50V49H169ZM168 50V52H170ZM44 51V50H43ZM42 51V52H43ZM54 51V50H52ZM56 51V50H55ZM59 51V52H60ZM64 51V50H63ZM62 51V52H63ZM71 51V50H69ZM93 52V50H91ZM90 51V52H91ZM107 51V50H106ZM111 52L113 50H110ZM238 51V50H236ZM253 51V49H252ZM51 52V51H50ZM57 52V51H56ZM64 52H67L66 49ZM96 51L93 52V55ZM102 52V51H101ZM108 52V51H107ZM118 52V50H117ZM151 52V51H150ZM209 52H211L209 50ZM10 53V52H9ZM85 53H87L85 51ZM98 53V52H97ZM113 53H116L113 52ZM134 53V54H133ZM154 53V52H153ZM243 53V51H242ZM241 53V54H242ZM249 53V52H248ZM8 54V53H7ZM48 54V53H47ZM51 54V53H50ZM54 54V53H53ZM52 54V55H53ZM55 54H59L60 53H55ZM63 54V53H62ZM78 54V53H77ZM108 54V53H106ZM128 54V55H129ZM149 54V53H148ZM148 54H146L148 56ZM169 54V53H168ZM253 54V53H252ZM51 55V56H52ZM74 55H75V52H74ZM83 59H84V52L82 51V53L79 54ZM88 55V54H87ZM86 55V56H87ZM91 57L93 56L92 53L90 54ZM99 55V54H98ZM116 55V54H115ZM153 55V54H152ZM236 55V54H235ZM250 55V54H248ZM50 56V57H51ZM58 56V55H57ZM71 56V55H70ZM106 56V55H105ZM130 56V55H129ZM157 56V55H156ZM169 56V55H168ZM241 56V55H240ZM244 56V55H243ZM247 56V55H246ZM245 56V57H246ZM53 58H55L54 56H52ZM59 57V56H58ZM72 57V56H71ZM70 57V58H71ZM75 57V56H74ZM90 57V61H92V59L94 57H92L91 59ZM108 57V56H107ZM112 56L108 57V58H111ZM141 57V58H139ZM151 57L150 56V60H151ZM154 57V56H153ZM158 57V56H157ZM156 57V58H157ZM167 57V56H166ZM242 57V56H241ZM52 58V59H53ZM87 58V57H86ZM106 58V57H105ZM115 58V57H114ZM125 58V57H124ZM131 57H126V60H123V71L127 72V71H131V74L129 72V77H126L125 79V82H127L128 86H130V89H134V93L136 91H140L141 93V96H142V91L143 92H146L148 93V87H146V85L150 82H146L148 80H145V82L142 81V77L143 75L145 76L147 67L144 69L143 66H141V70H142V77L141 75H138V74H134L135 72L132 71V69L135 70V67L133 66L132 63H130V61H128L127 59H130ZM145 58V56H144ZM155 58V59H156ZM170 59V62L172 61V58L171 57H168ZM240 58V57H239ZM250 59V57H248ZM247 58V59H248ZM3 59V61H2ZM9 59V58H8ZM48 59H49V56H48ZM59 59V58H58ZM74 59V58H73ZM76 59V58H75ZM89 59V58H87ZM97 59V58H96ZM95 59V60H96ZM138 59V60H137ZM143 59V58H142ZM147 60V58H145ZM143 59V60H145ZM154 59V60H155ZM169 59L167 60L166 59V62H165V66H168L169 65ZM176 61H175V60ZM18 60V59H17ZM54 60V59H53ZM60 60V59H59ZM77 60H80V58ZM77 60L75 61L78 65V63L80 62H77ZM145 60V62L147 63V61ZM88 61V60H86ZM90 61L88 63H90ZM109 61V60H108ZM124 61H128L127 63H124ZM140 61V60H139ZM244 61V60H243ZM48 62V60H47ZM50 62V61H49ZM54 62V61H53ZM57 62V61H56ZM74 62V63H75ZM93 62V61H92ZM91 62V63H92ZM110 62H112L110 60ZM144 64L145 62L142 61ZM141 62V64H142ZM150 62V61H149ZM153 62V61H152ZM151 62V63H152ZM236 62V61H235ZM256 62V61H255ZM52 63V61L50 62ZM61 63V62H60ZM59 63V64H60ZM85 63V61H84ZM95 63V62H94ZM96 63H95V65ZM150 63V67L151 65L154 66V63L151 64ZM168 63V65L166 64ZM230 63V62H229ZM238 63V62H237ZM253 60H252V63L253 64ZM263 63V62H262ZM87 65V62L85 63ZM109 64V62H108ZM128 64V65H126ZM164 64V63H163ZM197 66H196V65ZM245 64V63H244ZM244 64L243 67H244ZM250 61L249 63L247 64L249 67H250ZM5 65V64H4ZM11 65V64H10ZM9 65V66H10ZM55 65V62L54 64ZM57 65V64H56ZM55 65V66H56ZM67 65V64H66ZM80 65H83L80 63ZM147 65V64H146ZM181 65V66H180ZM231 65V64H230ZM239 65V63L237 64ZM246 65V64H245ZM7 66V65H6ZM7 66V68L9 67ZM14 66V65H13ZM46 66V65H45ZM63 66V65H62ZM84 66V65H83ZM90 66V64H89ZM133 66V68H132ZM138 65H136V69L138 70L140 68V66H138L139 68H137ZM148 66V65H147ZM225 66V65H224ZM229 66V64H228ZM252 66V65H251ZM54 67V66H53ZM194 67L198 68L197 71L194 70ZM236 67V66H235ZM238 67V71L241 70V65L240 66H237ZM12 68V66H11ZM7 69V72L8 70H13V69ZM38 76L39 75H44L45 74V71L44 69L46 67H44V69H42V67H38ZM60 68V67H59ZM93 68V67H92ZM152 68V67H151ZM150 68V69H151ZM166 68V67H164ZM170 68V66H169ZM6 69V68H5ZM52 69V68H51ZM54 69V68H53ZM62 69V68H61ZM89 69V68H87ZM94 69V68H93ZM118 69V68H117ZM120 69V67H119ZM149 69V70H150ZM90 70V69H89ZM135 70V71H137ZM140 70V69H139ZM138 70V71H139ZM167 69H164L163 71H165ZM169 70V69H168ZM234 70V69H233ZM232 70V71H233ZM245 70V69H244ZM248 70L247 66H246V71ZM253 70V69H252ZM259 70V69H258ZM9 71V72H10ZM54 71V70H53ZM63 71V70H62ZM191 71V72H190ZM251 71V69H250ZM96 72V71H95ZM133 72V73H132ZM150 72V71H149ZM148 72V73H149ZM167 72V71H166ZM237 72V71H236ZM245 72V71H244ZM253 72V71H252ZM252 72L250 74H252ZM91 73V72H90ZM89 73V74H90ZM137 73V72H136ZM147 73V74H148ZM151 73V72H150ZM238 73V72H237ZM247 75H248V72H245ZM37 74V72H36ZM54 74H56L57 76L55 77L54 75V78H52V80L48 83L49 87L48 88H45L46 90V96H45V99L43 98H39L40 99V102L38 101V105L42 104V105H45L43 104V101H45L46 103L49 101V98L47 95L49 94H52L53 95V91L54 93L56 92V90H60L59 88H61L60 86H62L61 83L62 80L64 81V79H62V75H61V71L60 69L58 68H55V71H54ZM127 74V73H126ZM141 74V73H139ZM159 76H160V73H158ZM171 74V73H170ZM169 75L167 76L168 78L170 76ZM236 74V73H235ZM239 74V73H238ZM245 74V75H246ZM5 75V73L3 74ZM9 75V74H8ZM52 75V73H51ZM59 75H61L59 77ZM64 75V73H63ZM92 75V74H91ZM96 75V74H95ZM149 75V74H148ZM162 75V74H161ZM167 75V74H166ZM165 75V76H166ZM94 76V75H92ZM97 76V75H96ZM99 76H100V72H99ZM127 76V75H126ZM159 76H158V80L159 79ZM165 76L161 77V79L163 78L164 81H165ZM180 76V77H181ZM228 76V75H227ZM249 76V75H248ZM258 76V75H257ZM6 77V76H5ZM4 77V78H5ZM52 77V76H51ZM101 77V76H100ZM149 77V76H148ZM177 77H172L173 79L177 78ZM210 77V76H209ZM239 77V76H238ZM237 77V78H238ZM241 78H244L242 76H240ZM239 77V78H240ZM252 77V75H251ZM3 78V79H4ZM64 78V77H63ZM93 78V77H92ZM128 78V79H127ZM167 80L169 81V83H166L167 85L169 86H175L174 82L172 81V79H168ZM101 79V78H99ZM108 79V78H107ZM148 79V78H147ZM89 80V79H88ZM92 80V79H91ZM95 80V79H94ZM93 80V81H94ZM97 80V79H96ZM95 80V81H96ZM124 80V79H123ZM177 80V79H176ZM179 80V79H178ZM246 80V78H245ZM5 81V79H4ZM98 81V80H97ZM164 81L160 80L159 82H162L163 84ZM201 81V79H200ZM203 81V79H202ZM249 81V80H248ZM85 82V81H84ZM90 82V81H89ZM101 82V81H100ZM99 82V84H100ZM166 82V81H165ZM177 82V81H176ZM255 82V81H254ZM2 83V82H1ZM12 83V82H10ZM87 83V81H86ZM92 83V82H91ZM98 83V82H97ZM146 83V85L144 84ZM161 83V84H162ZM249 83V82H248ZM17 84V83H16ZM42 84V83H41ZM96 84V83H95ZM150 84V83H149ZM158 84V83H157ZM162 84V85H163ZM178 84V83H177ZM232 84V83H231ZM230 84V86H231ZM1 85V84H0ZM15 85V84H14ZM20 84H18L17 87H15V91H18L17 89H19ZM44 85V84H43ZM64 85V84H63ZM236 89L238 88V85H239V79L237 81L234 82L233 84ZM243 85V84H242ZM247 85V84H246ZM2 86V85H1ZM6 86V85H5ZM10 86V85H9ZM91 86V85H90ZM99 86V85H98ZM149 86V85H148ZM181 86V85H180ZM199 86V85H198ZM255 86V85H254ZM21 87V86H20ZM96 87V86H95ZM103 87V86H102ZM163 87H165L163 85ZM185 87V86H184ZM227 87V86H226ZM4 88V87H2ZM13 88V87H12ZM11 88V89H12ZM63 88V87H62ZM86 88V86H85ZM88 88V87H87ZM91 88V87H90ZM94 88V87H93ZM126 88L127 85H126ZM153 88V87H152ZM169 88V87H168ZM177 88V87H176ZM199 88V87H198ZM249 88V87H248ZM22 89V87H21ZM125 89V87L123 88ZM172 89V88H171ZM174 89V88H173ZM172 89V90H173ZM184 89V88H183ZM239 89V88H238ZM237 89V90H238ZM250 89V88H249ZM43 90V89H42ZM44 90V91H45ZM87 90V89H86ZM92 90V89H90ZM131 90H126L127 93H130L128 91H131ZM151 90V89H150ZM155 90V89H154ZM163 90V89H162ZM168 90V89H167ZM170 90V91H172ZM1 89H0V264H19L20 263V256H19V251L20 249H22V254L27 258L29 257L33 252H32V246H30L32 243L33 244H37V240H35L36 238L34 237L35 235H33V237L35 239H33L30 235L28 236L27 235V232L29 233L28 230H32L34 231L33 234L36 233V231H38V228L37 226H33L32 225V222L30 220H32V218L35 216V212L33 213V211L31 212L30 208L27 206V205H22L20 202L23 200H21L19 202V199H18V195L15 194V192L18 190H20V192H24L26 195L25 196V199H27L28 201H31L34 200V199H37L35 198L33 195H32V192H31V188L30 187H33V185L29 186L28 184H31V183H28V179H25L24 178V174L22 176V174L18 175V171H14L12 170V174H7L6 173V170L11 168L10 164H9V160L8 162L5 161L7 158L8 159H11V158H15L18 156V154L22 153V151H20L19 149L15 151V149H11L10 148V144H11V140H12V137H16L17 140H25L26 139V136L28 135L27 131H28V128H24L26 126L27 123H28V118L26 116V113H24L25 111V107L28 105H26L25 107L23 106L24 103H28L27 101H25L21 107V99H11V100H8L7 97L11 94V92L9 93V95H6L5 94H8V93H5L3 92V94L1 93ZM12 91V90H10ZM21 91V90H20ZM40 91V90H38ZM48 91V92H47ZM52 91V92H51ZM81 91V90H80ZM88 91V90H87ZM86 91V92H87ZM156 91V90H155ZM169 91V90H168ZM176 91V90H175ZM192 91V90H191ZM195 91V89H194ZM249 91V90H248ZM8 92V91H7ZM152 91H150L151 93ZM209 92V91H208ZM255 92V91H254ZM17 93V92H16ZM23 93V92H22ZM21 93V94H22ZM59 93V92H58ZM133 93V98H134V94ZM139 93V94H140ZM147 93H143V94H146ZM155 93V92H154ZM216 93V94H215ZM234 93V92H233ZM231 93L229 91V93H226L227 95L225 96L226 100L228 101V104H225V105H218V109H217V112L219 111L220 112V115L218 117H216L214 119L215 121V126H214V135L210 138V141L206 142V143H200V142H197L198 144L193 143V147L190 148V145H191V136H193V133L194 134H197V129L193 130L194 128L192 127V123L187 125L188 127L191 128V130L188 129V127H184V125H181V126H177L178 124V121H177V118L178 116L176 117V121L174 119H171L170 116H172L173 114L171 113V108L169 109V111H167L168 109L164 110L165 113H163V118L162 119V123H164L165 121V125L167 123L168 128H164L162 129L163 127L162 126H154L155 127H162V131H161V134L162 136L159 134V138H158V141L157 143L154 142V144H151L150 142H147L146 143V146L145 148H147V157L145 156V161L142 162V166H143V172H144V176L142 178H144L143 182L145 183V187L146 188H143V190L141 188H136L137 191L135 193H130V195L128 194V197H125L124 199H122L121 201V204L118 205L117 203V209L113 212V213H110L107 217H105V219L102 221L103 223H101L99 225V227L97 226V236H92V234H90V236H88L87 238H85V241H84V246H88L89 247L87 248V254L90 252L92 253V255H99V263L98 264H117V263H111L109 262V260H106L108 259L109 256H111V254H114L115 252L118 251V253L121 252L122 253H128V252H134L136 251L135 253H129V256H127L126 258H123V263L122 264H177L182 258L180 257H183L185 256V253H191L195 256L196 259H198L201 255H204V252H205V248L206 247H209L207 250L211 249V246L214 247V249L217 247V249H213V251H215L213 254H212V258L210 260H207V262H205V264H231V262H228V261H224L226 260L225 257L227 256V258L229 259V257L231 256V258L233 256H243L245 259H246V264H264V168H261L260 169V172H254L255 170V158L253 157V153L255 152V150H253V148L255 147V145H253V141L252 139V134L249 136L248 134L249 133H245L249 136V139H248V142L246 141V139L244 138L245 140V146H247L246 148H248L250 146V149L249 150H244L243 149V146L241 145V140L239 139V137H241V126H240V122L238 121L239 119H237L234 115V112H233V109L235 107V104L236 103H239L240 104V101L241 99H243V96L241 95L239 98L236 97V94L234 96V94ZM14 94V93H13ZM17 94H20V93H17ZM132 94V93H131ZM131 94H127V97H132ZM138 94V95H139ZM153 94V92H152ZM213 94H215L216 96L218 95L217 92H213ZM241 94V93H240ZM252 94V93H250ZM59 95V94H58ZM57 95V96H58ZM130 95V96H128ZM137 95V96H138ZM87 96V95H86ZM85 94H84V97H86ZM135 96V98L137 97ZM140 96V97H141ZM144 96V95H143ZM142 96V97H143ZM239 96V95H238ZM25 97V96H24ZM44 97V95H43ZM53 97V96H52ZM145 97V96H144ZM143 97V99H144ZM150 97V96H149ZM148 97V98H149ZM221 97V96H220ZM246 97V96H245ZM11 98V96H10ZM58 98V97H57ZM132 98V99H133ZM139 98V97H138ZM137 98V99H138ZM55 99V98H54ZM142 99V98H140ZM147 98L145 97V101L147 102L146 100ZM239 99V100H238ZM250 99V98H249ZM24 100V99H23ZM85 100V99H84ZM134 100V99H133ZM132 100V101H133ZM139 100V99H138ZM143 100V101H144ZM218 100V99H217ZM245 100V99H244ZM252 100V99H251ZM87 101V100H86ZM129 101V100H128ZM142 101V100H141ZM151 101V100H148V102ZM50 102V101H49ZM257 102V101H256ZM25 103V104H26ZM86 103V102H85ZM134 103H135V100H134ZM143 103V102H142ZM192 103H194L192 101ZM244 102H242L243 104ZM246 103V102H245ZM254 103V102H253ZM50 105L53 104L52 100L51 102L49 103ZM146 104V103H144ZM143 104V105H144ZM41 105V106H42ZM137 105V104H136ZM148 107L149 105L146 104ZM151 105V103H150ZM29 106V105H28ZM138 107L140 105H137ZM145 106V105H144ZM188 106V105H187ZM194 106V104H193ZM44 107V106H43ZM89 107V105H88ZM146 107V109L148 108ZM153 107V106H152ZM151 106L149 107L150 109L152 108ZM240 107V106H239ZM249 107V106H248ZM28 108V107H27ZM86 108V107H85ZM140 108V107H139ZM142 108V107H141ZM184 108V107H183ZM256 108V107H255ZM138 109V108H137ZM144 109V108H143ZM153 109V108H152ZM189 109V108H188ZM192 109V107H191ZM145 110V109H144ZM141 113H143V111ZM183 110V109H182ZM248 109H246V112L248 113L247 111ZM250 110V109H249ZM42 111V110H41ZM136 111V110H135ZM146 111V110H145ZM149 112H151L150 110H148ZM154 111V110H153ZM194 111V110H192ZM239 111V109H238ZM244 111V110H242ZM84 112V111H83ZM139 112V111H138ZM147 112V111H146ZM187 112V111H186ZM236 112V111H235ZM253 111H249V113L251 114ZM255 112V111H254ZM81 113V112H80ZM152 113V112H151ZM159 113V112H158ZM170 113V115H169ZM240 113V112H239ZM76 114H79V113H76ZM137 114V113H136ZM134 114V115H136ZM182 114V113H181ZM246 114V113H245ZM249 114V115H250ZM97 115V114H96ZM154 115V113L152 114ZM157 115V114H155ZM162 115V114H160ZM184 115V114H183ZM256 115V114H255ZM74 116V115H73ZM72 116V117H73ZM80 116V114L78 115V117ZM93 116V115H92ZM144 116V115H143ZM148 116H150V114H148ZM147 116V117H148ZM180 116V115H179ZM187 116V115H186ZM192 116V114H191ZM209 116V115H208ZM244 116V115H243ZM242 116V117H243ZM70 116V118H72ZM83 117V116H81ZM86 117V116H85ZM116 117V116H115ZM151 117V116H150ZM149 119H153V118H150ZM155 117V116H154ZM158 117V116H157ZM181 117V116H180ZM188 117V116H187ZM195 117V116H194ZM240 117V116H239ZM250 116H247V118H249ZM257 117V116H256ZM74 118V117H73ZM140 118V117H139ZM162 118V116H161ZM169 118V120H168ZM88 119V118H87ZM98 119V118H97ZM192 119V118H190ZM243 119V118H242ZM250 119V118H249ZM92 120V119H91ZM158 118H156L155 122H158L157 121ZM248 120V119H247ZM53 121V120H52ZM61 121V120H60ZM75 121V119H74ZM136 121V120H135ZM150 121V120H149ZM183 121V120H182ZM190 121V120H189ZM68 122V121H67ZM71 122V121H70ZM84 121H81L79 120L78 122V125H77V122H76V126L74 128V134H78L79 131L85 126ZM87 122H89L87 120ZM102 122V121H101ZM134 122V121H133ZM144 122V121H143ZM180 122V121H179ZM246 122V121H245ZM72 123V122H71ZM150 123V122H149ZM151 123H152V120H151ZM154 123V122H153ZM194 123V122H193ZM196 123V122H195ZM194 123V124H195ZM68 124V123H67ZM75 124V123H74ZM146 124V123H144ZM183 124V123H182ZM254 124V123H253ZM150 125V124H148ZM166 125V126H167ZM245 125V124H244ZM87 126V125H86ZM97 126V125H96ZM249 126V125H248ZM27 127H29L27 125ZM69 127V126H67ZM65 127V129L67 128ZM74 127V126H73ZM92 127V126H91ZM142 127V125H141ZM245 127V126H244ZM250 127H252L250 125ZM90 128V127H89ZM143 128V127H142ZM257 128V127H256ZM64 129V128H63ZM73 129V128H72ZM128 129H131V128H128ZM175 131H174V130ZM251 129V128H250ZM248 129V130H250ZM67 130V129H66ZM69 130V129H68ZM88 130V129H87ZM138 130V129H137ZM146 130V129H145ZM150 130V129H149ZM160 130V129H159ZM158 130V131H159ZM246 129V131H248ZM253 130V129H252ZM91 131V129L89 130V132ZM130 131V130H129ZM155 131H157L155 129ZM180 131V132H179ZM251 131V130H250ZM254 131V130H253ZM257 131V130H256ZM87 132V131H86ZM88 132V133H89ZM94 132V131H93ZM143 132V131H142ZM145 132V131H144ZM179 132V134H178ZM244 132V131H243ZM68 133V132H67ZM84 133V132H83ZM87 133V134H88ZM127 133V132H126ZM139 133V131H138ZM153 133V132H152ZM159 133V132H158ZM174 133V134H173ZM137 134V132H136ZM145 134V133H143ZM150 134V133H149ZM148 134V135H149ZM175 135L176 138H171L173 135ZM208 134V133H207ZM61 135H64V134H61ZM70 135V134H69ZM154 135V134H153ZM172 135V136H171ZM198 135V134H197ZM51 136V135H50ZM65 136V135H64ZM73 136V135H72ZM83 136V135H82ZM135 136V135H134ZM140 136V135H139ZM142 137H144L143 135H141ZM257 134L253 137L256 138ZM71 137V136H69ZM78 137V135H77ZM80 137V136H79ZM137 137V136H136ZM135 137V138H136ZM155 137V136H154ZM179 137V138H178ZM60 138V137H59ZM65 138V137H64ZM81 138V137H80ZM92 138V137H91ZM124 138L126 139V137L124 136ZM140 138V137H138ZM201 138V137H200ZM248 138V137H247ZM15 139V138H14ZM87 139V138H86ZM85 139V141H86ZM89 139V138H88ZM208 139V138H207ZM257 139V138H256ZM16 140V139H15ZM135 140V139H134ZM196 140V137L195 139ZM48 141V144L47 146L49 147L51 144L49 140ZM74 141H76L74 139ZM123 141V140H121ZM147 141V140H146ZM197 141V140H196ZM200 141V140H199ZM256 141V140H255ZM259 141V139H258ZM257 141V143L259 144V142ZM124 142V141H123ZM22 143V142H20ZM76 143V142H75ZM79 143V142H78ZM83 143V142H81ZM85 143V142H84ZM117 144H114V146L112 148H109L111 149L109 151V153L107 154V156L105 157L104 159V168H105V177H108L110 176L109 175V172L111 170V168L113 167V165L115 164L116 162V159L118 157V155L120 154L121 152V142H116ZM135 143V141L133 142ZM255 143V144H257ZM53 144V143H52ZM87 144V143H86ZM129 144V143H128ZM250 144V145H249ZM261 144V143H260ZM124 145V144H123ZM144 145V144H142ZM140 145V146H142ZM249 145V146H248ZM25 146V145H23ZM138 146V145H137ZM215 146H218V152H222V154L225 157V163L231 159V163L234 164V167L236 166H239V171L238 174H222V171L221 170L220 172L218 171V167L217 165H215V161H214V158H215V155H212V150L215 148ZM244 146V147H245ZM261 146V145H260ZM13 147V146H12ZM27 147V146H26ZM46 147V146H45ZM52 147V146H51ZM80 147V146H79ZM23 148V147H22ZM25 148V147H24ZM29 148V147H28ZM68 148V147H67ZM72 148V147H71ZM143 148V147H142ZM144 148V149H145ZM224 148V149H223ZM26 149V148H25ZM46 149L48 150V148L46 147ZM73 149V148H72ZM138 149V148H136ZM135 149V150H136ZM223 149V150H222ZM260 149V148H259ZM47 150H44L42 152V157H41V160H43L44 162L48 159L47 157ZM50 150V149H49ZM68 150V149H67ZM75 150V149H74ZM217 150V149H216ZM258 151V149H256ZM137 151V150H136ZM143 151V150H142ZM23 152L24 153H27L26 150L23 149ZM134 152V151H133ZM138 152H139V149H138ZM141 152V151H140ZM68 153V152H67ZM70 153V152H69ZM74 153V152H73ZM136 154V152H134ZM145 154V153H144ZM221 154V155H222ZM73 155V154H72ZM76 155V154H75ZM132 156V155H130ZM142 156V155H141ZM144 156V155H143ZM255 156V155H254ZM65 157V155H64ZM136 157V156H135ZM220 157V156H219ZM68 158V157H67ZM137 158V157H136ZM130 159V158H129ZM13 160V159H12ZM135 160V159H134ZM14 161V160H13ZM136 161H138L136 159ZM77 162V161H76ZM229 162V161H228ZM130 163V162H129ZM133 163V161H132ZM66 164V163H65ZM137 164V162H136ZM135 164V165H136ZM228 164V163H227ZM69 165V164H68ZM133 165L130 166L131 168L129 169H126L123 171L124 175L127 174V177L126 179L124 178V183L126 182L125 180H128L129 178H134L133 175H131V171L134 170L133 169ZM229 165V164H228ZM51 166V165H50ZM124 166V164H123ZM129 166V165H128ZM2 167H4V169H2ZM6 167H8L7 169H5ZM45 167V166H44ZM127 167V166H126ZM160 167V168H159ZM231 167V166H230ZM233 166L231 168H234ZM128 168V167H127ZM137 169V168H136ZM235 168V170H238ZM234 170V171H235ZM258 170V169H257ZM50 171V170H49ZM140 171V170H139ZM218 171V172H217ZM23 172V171H22ZM142 172V173H143ZM34 174V173H33ZM258 175L259 176V179L257 180V182L255 184H252L250 186V183L251 181H253L252 179L255 178L253 177L252 179L249 178L251 177V175ZM8 177V180L7 178ZM124 177V176H123ZM136 177V176H135ZM120 178V176H119ZM128 178V179H127ZM250 179V180H249ZM33 180V179H32ZM122 180V179H121ZM226 180L228 181H232L233 182V185L235 186L234 188V191L233 190H227L226 188L223 187V184L225 182H227ZM118 181V179H117ZM130 181V180H129ZM128 181V182H129ZM133 182L135 180H132ZM115 182V181H114ZM122 182V181H121ZM118 183V182H117ZM131 183V182H130ZM247 185L243 188V189H247L249 190V193L248 192H239V190L237 189V185H240V184H246ZM123 184V182H122ZM120 183V185H117L118 188H116L117 190L116 193H114L115 195L113 196L114 197V202L116 203V201L118 202V199L119 198H123L124 195L122 193V190H123V185ZM126 184V183H125ZM142 184V183H141ZM131 185V184H130ZM134 185V183H133ZM138 185V184H136ZM139 186V185H138ZM143 186V185H142ZM247 186H250V187H247ZM136 187V186H135ZM152 187H154V193H152ZM133 188V187H132ZM152 188V189H151ZM111 189V188H110ZM141 189V190H140ZM242 189V190H243ZM132 190V189H131ZM222 190V191H221ZM33 191V190H32ZM47 191V190H46ZM148 191H151V192H148ZM225 192L227 193V195L229 196H226L225 199H223V193L221 194L220 192ZM114 192V191H113ZM126 192V191H125ZM157 192V193H156ZM22 194V193H20ZM21 196V195H20ZM23 196V195H22ZM53 196V195H52ZM229 197V199L227 198ZM241 198L240 200L242 201L241 204V209L244 210L243 212V218H241V221H240V226L237 228L236 227V224L234 223V220L232 219V216L234 215V210H235V204H236V199L237 198ZM39 198V197H38ZM228 199V200H227ZM52 200V199H51ZM55 200V199H54ZM27 201V202H28ZM36 201V200H35ZM120 201V200H119ZM52 202H55V201H52ZM35 203V202H34ZM120 203V202H119ZM29 204V203H28ZM33 204V203H32ZM57 206V205H56ZM54 206V207H56ZM114 206V207H116ZM33 207V206H32ZM113 208V207H111ZM87 209V208H86ZM110 209V208H109ZM108 209V210H109ZM103 210V209H102ZM39 211V210H38ZM107 211V210H105ZM20 212V214L22 216H25L26 219H29L27 222H28V225L27 226H24L23 229H21V226L20 228L17 227L15 224H13L12 222H14L15 220V215L14 213H18ZM84 212V211H83ZM7 213H9V215H7ZM55 213V212H54ZM57 213V212H56ZM102 213V212H100ZM104 213V212H103ZM74 214V213H73ZM20 215V217H21ZM107 215V213H106ZM18 216V215H17ZM81 216V215H80ZM37 218V216H35ZM75 217V216H74ZM77 217V216H76ZM24 218V217H23ZM50 218V217H49ZM18 219V217H17ZM38 219V218H37ZM36 219V220H37ZM63 219V218H62ZM71 219V218H70ZM53 220V219H52ZM77 220V219H76ZM237 220V219H236ZM57 221V220H55ZM74 221V220H73ZM42 222V221H41ZM59 222V221H57ZM70 222V221H69ZM78 222V221H76ZM15 223V222H14ZM37 223V222H36ZM66 223V222H65ZM75 223V222H74ZM35 224V223H33ZM41 224V223H40ZM39 224V226H40ZM71 224V223H70ZM38 225V224H36ZM68 225V224H67ZM76 227V226H75ZM56 228V231L55 233L49 238L47 235V237L50 239L49 243L48 244H45V247H46V250L49 251L51 254H55L53 256V259H59V258H64V257H68V259L70 260H73L76 264H79L80 261L79 260H82L80 257L78 256H74V254L76 255V252H71L72 251V239L71 237H73V231H72V228L68 227L69 229L65 230L64 228H62V225L61 223H57V226L55 227ZM74 228V227H73ZM55 230V229H54ZM53 230V231H54ZM136 230L140 231L141 233V236L143 237V239H136V236H138V233L135 234ZM133 231H135L133 233ZM91 232V231H90ZM94 232V234H95ZM125 232H128L126 233L127 234V237L126 239H129L127 241H122L123 244L121 243L120 246H117L115 247V242L119 240L120 236L122 233H125ZM26 233V234H25ZM23 234V236H22ZM26 236H25V235ZM39 234V233H38ZM125 234V235H126ZM212 236H210V235ZM89 235V234H88ZM201 235V237H200ZM209 235V236H208ZM208 236V238H207ZM240 236L243 237V239L246 240V245L242 248V250H240L241 252H237V249L234 248L235 246V242H237L239 240V238H241ZM75 237V236H74ZM200 237V239H198ZM39 239V238H38ZM41 239V238H40ZM77 239V238H76ZM198 239V241L196 242V240ZM48 240V239H47ZM84 240V239H83ZM244 240V241H245ZM46 241V240H45ZM75 241V239H74ZM36 242V243H35ZM72 242V243H71ZM39 243V242H38ZM199 245H197V244ZM41 243L37 244V245H40ZM208 244V246H207ZM211 244V245H210ZM239 244V243H238ZM101 247V248H100ZM40 249V248H39ZM84 249V247H83ZM205 249V250H204ZM235 249V250H234ZM74 250V249H73ZM206 250V251H207ZM76 251V250H75ZM98 251V252H97ZM168 251L170 252V254H168ZM211 251V250H210ZM210 251H207L208 253ZM49 253V254H50ZM79 252H77L78 254ZM80 253H81V250H80ZM85 253V255H87ZM184 254V255H182ZM206 254V253H205ZM34 255V254H33ZM80 255V254H79ZM49 256V255H48ZM51 256V255H50ZM49 256V257H50ZM193 256V258H194ZM46 257V256H45ZM84 257V256H83ZM86 257V256H85ZM32 258V257H31ZM51 258V257H50ZM93 259L96 258L95 256L92 257ZM192 258V260H193ZM194 258V259H195ZM22 259V258H21ZM49 258H44V261L45 262H48L50 261V259L48 260ZM201 259V257L199 258ZM224 259V260H223ZM78 260V261H77ZM191 260V259H190ZM54 261V260H53ZM61 261V260H60ZM66 261V259H65ZM195 261V260H194ZM192 262L190 264H196L198 262ZM199 261V260H197ZM27 262V261H26ZM58 262V261H57ZM182 262V260H181ZM188 262V261H187ZM243 262V261H242ZM70 263V262H69ZM85 263V262H84ZM180 263V262H179ZM186 263V262H184ZM235 263V262H234ZM90 264V263H89ZM189 264V263H187ZM237 264V263H236ZM243 264V263H242Z\"/></svg>",
	"mask_w": 264,
	"mask_h": 264
}]
</instances>
